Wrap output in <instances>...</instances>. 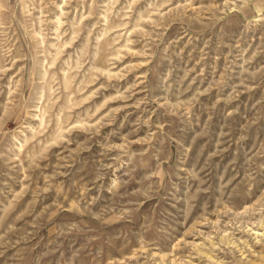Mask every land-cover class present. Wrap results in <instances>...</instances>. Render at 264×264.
Listing matches in <instances>:
<instances>
[{
	"label": "rangeland",
	"instance_id": "obj_1",
	"mask_svg": "<svg viewBox=\"0 0 264 264\" xmlns=\"http://www.w3.org/2000/svg\"><path fill=\"white\" fill-rule=\"evenodd\" d=\"M0 264H264V0H0Z\"/></svg>",
	"mask_w": 264,
	"mask_h": 264
}]
</instances>
